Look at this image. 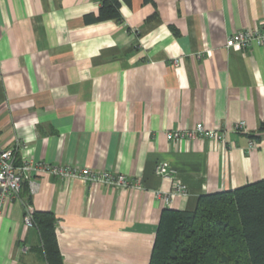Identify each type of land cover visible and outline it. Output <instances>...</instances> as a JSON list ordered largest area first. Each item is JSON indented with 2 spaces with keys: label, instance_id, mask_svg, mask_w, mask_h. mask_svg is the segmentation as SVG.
<instances>
[{
  "label": "crops",
  "instance_id": "crops-1",
  "mask_svg": "<svg viewBox=\"0 0 264 264\" xmlns=\"http://www.w3.org/2000/svg\"><path fill=\"white\" fill-rule=\"evenodd\" d=\"M100 5L0 0V145L18 146L17 163L139 180L112 187L32 171L30 194L57 218L64 264H149L165 209L194 210L201 195L264 179V46H226L264 26V0H121V20L87 21ZM199 122L225 130V144L167 136ZM160 161L173 180L155 174ZM178 183L186 191L169 202L157 195ZM24 212L5 199L0 264H47Z\"/></svg>",
  "mask_w": 264,
  "mask_h": 264
},
{
  "label": "trees",
  "instance_id": "trees-1",
  "mask_svg": "<svg viewBox=\"0 0 264 264\" xmlns=\"http://www.w3.org/2000/svg\"><path fill=\"white\" fill-rule=\"evenodd\" d=\"M87 21L121 20V0H100ZM28 181L22 199L32 203ZM47 264H64L51 211L34 212ZM149 264H264V179L201 195L194 210L165 209Z\"/></svg>",
  "mask_w": 264,
  "mask_h": 264
},
{
  "label": "built area",
  "instance_id": "built-area-1",
  "mask_svg": "<svg viewBox=\"0 0 264 264\" xmlns=\"http://www.w3.org/2000/svg\"><path fill=\"white\" fill-rule=\"evenodd\" d=\"M254 44L264 46V26L245 28L243 30L232 33L228 39L226 46L237 49H246ZM177 63V60H175ZM245 122H237L234 130H244ZM169 139L177 140L183 138H208L218 143L225 144L226 131L207 128L202 122L195 125L194 128L188 130H177L167 133ZM249 149L256 147L254 139L249 140ZM18 146L4 147L0 145V215L4 201L7 197L19 199L24 206L25 224L29 227H35L34 212L35 209L31 202L22 199L21 191L24 181L30 184V192H35V183L30 180L32 171L46 172L63 178H80L90 183H102L112 187H132L142 188L139 180L129 178L123 173H114L104 170H94L89 167H78L72 165H55L44 161H25L23 163L16 162V152ZM155 174L173 180L175 177V169L167 161H160L155 166ZM185 186L183 184H175L170 191L159 189L157 195L169 202L176 194L184 193Z\"/></svg>",
  "mask_w": 264,
  "mask_h": 264
}]
</instances>
